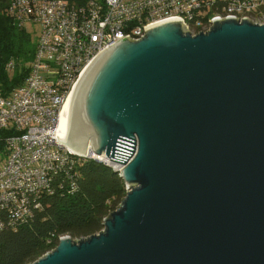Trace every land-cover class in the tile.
Returning <instances> with one entry per match:
<instances>
[{
    "label": "water",
    "instance_id": "obj_1",
    "mask_svg": "<svg viewBox=\"0 0 264 264\" xmlns=\"http://www.w3.org/2000/svg\"><path fill=\"white\" fill-rule=\"evenodd\" d=\"M183 21L85 71L58 140L129 190L100 233L61 237L31 264H264V24L192 35Z\"/></svg>",
    "mask_w": 264,
    "mask_h": 264
},
{
    "label": "built area",
    "instance_id": "obj_2",
    "mask_svg": "<svg viewBox=\"0 0 264 264\" xmlns=\"http://www.w3.org/2000/svg\"><path fill=\"white\" fill-rule=\"evenodd\" d=\"M7 14L39 32L29 76L0 96V129L13 132L0 167V231L25 222L37 196L52 193L57 176H71L74 157L94 160L73 153L57 136L69 97L104 50L125 37L137 41L145 27L169 18L184 19L192 35L225 19L262 25L264 0H10Z\"/></svg>",
    "mask_w": 264,
    "mask_h": 264
},
{
    "label": "trees",
    "instance_id": "obj_3",
    "mask_svg": "<svg viewBox=\"0 0 264 264\" xmlns=\"http://www.w3.org/2000/svg\"><path fill=\"white\" fill-rule=\"evenodd\" d=\"M10 0H0V96L23 85L31 71L36 42L26 28L7 14ZM83 4L89 0H67ZM12 131L0 129V157ZM71 176H57L52 193L41 192L31 216L19 225L0 231V264H31L54 250L60 238L91 237L103 229L104 219L117 210L126 196V185L112 168L93 159L74 157ZM34 202V201H33ZM2 220H7L3 212Z\"/></svg>",
    "mask_w": 264,
    "mask_h": 264
},
{
    "label": "bare ground",
    "instance_id": "obj_4",
    "mask_svg": "<svg viewBox=\"0 0 264 264\" xmlns=\"http://www.w3.org/2000/svg\"><path fill=\"white\" fill-rule=\"evenodd\" d=\"M79 83H80V82H79ZM79 83L77 84V86L79 85ZM77 86L75 87L73 93L75 92ZM73 93H72L71 96L69 97V99H68V101H67V103H66V105H65V108H64V115H63V117H62V119H61L60 136H64V130H65V125H66V119H67L68 108H69L70 100H71V98H72ZM90 141H91V139L88 140V146H87L86 155H93V154L91 153L93 149H92V147H91V145H90ZM101 158L104 159L103 156H101Z\"/></svg>",
    "mask_w": 264,
    "mask_h": 264
},
{
    "label": "rangeland",
    "instance_id": "obj_5",
    "mask_svg": "<svg viewBox=\"0 0 264 264\" xmlns=\"http://www.w3.org/2000/svg\"><path fill=\"white\" fill-rule=\"evenodd\" d=\"M27 31L32 35V38L34 39V41L37 42L38 32H39L38 26H35L34 24L30 23L27 26ZM3 162H4V160L0 157V167L2 166ZM65 236H69V235H65ZM62 237H64V236H62ZM73 240H76V239H73ZM77 240H79V239H77Z\"/></svg>",
    "mask_w": 264,
    "mask_h": 264
}]
</instances>
